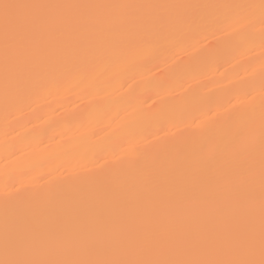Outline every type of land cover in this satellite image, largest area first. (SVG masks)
I'll return each mask as SVG.
<instances>
[{
  "label": "snow or ice",
  "instance_id": "1",
  "mask_svg": "<svg viewBox=\"0 0 264 264\" xmlns=\"http://www.w3.org/2000/svg\"><path fill=\"white\" fill-rule=\"evenodd\" d=\"M257 23L264 48V0H0L6 120L52 87L107 91L118 84L126 89L119 103L144 121L116 137L120 155L98 169L39 186H6L0 264H264V57L258 111L252 103L200 125L207 113L194 112L195 127L170 137L152 139L146 125L171 105H149L152 96L141 100L137 84L143 67L158 68L164 52L197 32L241 26L240 39L253 40ZM222 54L203 50L195 57L204 64ZM255 91V80L247 81L244 95ZM199 103L211 111L214 101ZM158 123L163 131L164 121Z\"/></svg>",
  "mask_w": 264,
  "mask_h": 264
},
{
  "label": "bare ground",
  "instance_id": "2",
  "mask_svg": "<svg viewBox=\"0 0 264 264\" xmlns=\"http://www.w3.org/2000/svg\"><path fill=\"white\" fill-rule=\"evenodd\" d=\"M88 2L123 3H259V0H88ZM244 29L225 31L223 26L197 32L175 44L161 55L158 68L152 65L141 69L137 84L143 89L141 100L151 95L153 100L171 107L157 120L146 125L156 136L192 130L193 113H207L196 125L210 118L223 117L231 110H242L260 103L259 78L264 48L260 46V25L252 29L253 40H241ZM239 40L233 48V41ZM222 50L223 54L207 63L198 64L195 54L203 50ZM191 67L186 73L183 69ZM175 77L173 70H177ZM256 82L252 97L244 95L247 81ZM161 85V86H157ZM126 89L119 85L107 91L91 86L52 87L30 102V107H18L14 117L6 120L0 96V193L5 187L20 182L43 185L56 178L70 177L89 169H98L115 160L121 153L116 139L128 125L142 124L141 115L129 117L119 97ZM111 98V102L109 101ZM211 98V111L199 103ZM189 101H196L189 106ZM231 102V103H229ZM141 113L147 106L141 104ZM130 111V110H129ZM158 120H163V131ZM2 257V250H0Z\"/></svg>",
  "mask_w": 264,
  "mask_h": 264
}]
</instances>
